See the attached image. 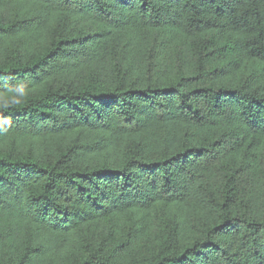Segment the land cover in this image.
Listing matches in <instances>:
<instances>
[{
	"label": "trees",
	"instance_id": "obj_1",
	"mask_svg": "<svg viewBox=\"0 0 264 264\" xmlns=\"http://www.w3.org/2000/svg\"><path fill=\"white\" fill-rule=\"evenodd\" d=\"M0 264H264V0H0Z\"/></svg>",
	"mask_w": 264,
	"mask_h": 264
},
{
	"label": "clouds",
	"instance_id": "obj_2",
	"mask_svg": "<svg viewBox=\"0 0 264 264\" xmlns=\"http://www.w3.org/2000/svg\"><path fill=\"white\" fill-rule=\"evenodd\" d=\"M16 91L19 93L21 98H26L27 95L29 94L28 90L23 85L18 87ZM17 102L19 103V102H22V101H17Z\"/></svg>",
	"mask_w": 264,
	"mask_h": 264
}]
</instances>
